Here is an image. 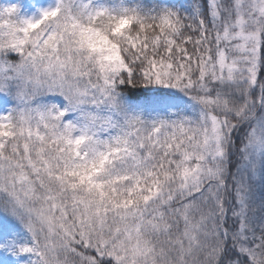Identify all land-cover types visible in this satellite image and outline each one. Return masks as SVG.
Segmentation results:
<instances>
[{
  "label": "snow or ice",
  "instance_id": "obj_1",
  "mask_svg": "<svg viewBox=\"0 0 264 264\" xmlns=\"http://www.w3.org/2000/svg\"><path fill=\"white\" fill-rule=\"evenodd\" d=\"M0 264H264V0H0Z\"/></svg>",
  "mask_w": 264,
  "mask_h": 264
}]
</instances>
